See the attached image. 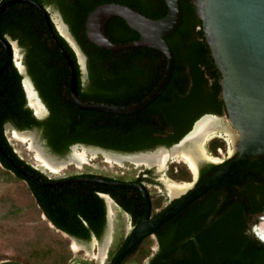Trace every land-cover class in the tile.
I'll list each match as a JSON object with an SVG mask.
<instances>
[{"label": "trees", "instance_id": "obj_1", "mask_svg": "<svg viewBox=\"0 0 264 264\" xmlns=\"http://www.w3.org/2000/svg\"><path fill=\"white\" fill-rule=\"evenodd\" d=\"M69 1L68 4L62 0L53 2L86 57L84 84L74 51L53 27L52 31L74 64L79 97L86 103L116 106L143 101L164 74V55L148 48H128L115 53L98 48L86 38L85 21L94 8L107 3L125 5L149 19H160L168 11L164 0ZM180 1L181 23L167 38L174 55L171 78L151 104L127 116L77 107L69 93L68 66L35 6L16 2L0 15V36L12 28L14 37L21 36L28 48V75L49 111L48 116L39 121L23 107L22 76L11 61L0 74V164L26 182L41 212L57 229L78 240H88L92 234L97 238L102 235L106 223V205L100 196L103 194H109L136 226L145 207L140 192L93 182L41 185L56 179L18 157L6 139L4 125L12 123L18 129H37L47 149L60 157L68 155L73 144L134 154L178 143L189 131L199 109L206 106L224 109L218 84L220 75L192 0ZM106 36L115 44L139 38L138 33L118 17L107 22ZM6 60L7 55L0 45V68ZM221 145L214 143L213 151ZM81 177L118 181L99 176ZM234 184L233 178L224 179L156 229L153 233L158 250L148 264H264L263 252L244 234V213L238 206ZM141 243L142 240L125 255L121 264L136 253Z\"/></svg>", "mask_w": 264, "mask_h": 264}, {"label": "water", "instance_id": "obj_2", "mask_svg": "<svg viewBox=\"0 0 264 264\" xmlns=\"http://www.w3.org/2000/svg\"><path fill=\"white\" fill-rule=\"evenodd\" d=\"M19 1L23 0H11L3 3L0 6V13L10 3ZM164 2L168 11L164 17L156 20L149 19L125 5L115 3L102 4L94 8L86 17V38L89 43L98 48L112 53L128 48H148L164 55L166 68L161 80L143 101L131 106H116L99 102L86 103L79 97L78 76L74 64L57 42L52 27L74 51L76 62L83 75L86 72V57L84 53L79 50L67 27L57 16L51 18L41 6L35 2H29L42 14L47 30L68 66L70 73L69 93L78 108L86 111H100L127 116L143 110L162 93L171 78L174 68V55L167 43V38L178 29L182 18L180 0H164ZM192 4L196 17L201 23L203 37L209 48L215 69L220 75L218 84L226 118L231 128L238 135L235 144L237 153L235 159L220 167L212 176L180 197L156 217L151 216L150 194L147 187L141 183L109 182L99 178L91 179L81 176H68L56 179L51 183H41V185L47 186H60L72 182H93L111 187L132 188L140 192L145 206L143 216L116 254L112 264H121L124 256L136 244L145 237L152 236L156 229L208 190L232 175L243 163L254 158H264V0H192ZM115 17L124 20L130 30L138 33L139 38L124 44L112 43L106 36V24ZM57 25L62 27L65 36L61 34ZM0 44L7 55L6 62L0 68L1 74L5 67L11 61H14V48L12 49L9 43L1 36ZM71 45L78 47L77 52ZM16 68L19 72H22V66L21 69L17 66ZM24 82L29 85L34 97L40 103L27 77L23 80V86ZM35 117L39 119L40 115L37 116L35 114ZM188 137L183 138L172 149L176 147L179 149L187 142H194L187 140ZM38 141L43 151L44 148L47 150L44 142ZM78 148L87 152L101 151L106 154L103 149H86L73 145L69 154L64 158H68L72 151ZM158 152L160 150L128 155L125 159ZM72 240L77 241L76 239ZM148 263L149 260L147 261Z\"/></svg>", "mask_w": 264, "mask_h": 264}, {"label": "rangeland", "instance_id": "obj_3", "mask_svg": "<svg viewBox=\"0 0 264 264\" xmlns=\"http://www.w3.org/2000/svg\"><path fill=\"white\" fill-rule=\"evenodd\" d=\"M52 8L58 12L56 7L53 6ZM62 23L65 24L64 20H62ZM71 46L77 52L79 45L78 47L75 45ZM79 50L82 51L80 47ZM82 79L84 84V75ZM220 125L223 131L229 134L231 126L228 120L224 119ZM11 130L12 128L6 126L5 136L14 152L21 160L43 172L48 177L58 179L73 174L94 173L101 175L99 177L112 178L121 182H131L137 177H143L145 179L144 184L151 197L152 214L158 213L168 205L172 198L178 197L184 192L176 193L172 191L170 187L173 184L185 181L188 185V181L191 179L190 171L183 163L185 160L182 156H196L195 154L199 153L202 156L209 157L208 151L210 150L207 148V144H210L214 140L205 141L206 143H203L201 147L196 142H190L179 149L176 148L174 159L169 158L166 166L161 168L154 165L144 167L145 165H136L124 160L120 165H117L114 161L106 162L105 156L99 153L89 154L88 152H85L87 162L85 161L84 164L78 166L75 163L68 162V158L71 155L68 158L62 159L51 153L48 149L45 150L44 148V152L40 149L42 154L47 155L51 160L67 163L59 173L53 175L38 166L33 160L34 155L26 151V147L23 144L11 139ZM28 133L34 135L37 141H41V136L36 130L28 131ZM225 138L227 141L230 140L228 137ZM232 140L235 141V139ZM223 147L226 149L224 142L221 145V148ZM213 156L216 155L213 154ZM170 161H173V163H170ZM174 167H178L181 171L180 174L186 175L183 176L184 178L190 177L187 180H181V176L176 178L173 173ZM181 186L176 184V187L179 189L182 188ZM110 208L111 213L107 207V211L110 214H108L107 225L102 237L98 240L92 238L85 242L76 241L75 244L79 248L74 250L71 244L74 243L73 240L56 229L41 212L26 182L17 178L0 164V263L109 264L134 229L129 214L124 212L115 203H112ZM157 248L158 244L155 237L147 236L142 240L136 253L127 258L125 264H147V261L157 251ZM103 251L106 258H98Z\"/></svg>", "mask_w": 264, "mask_h": 264}, {"label": "flooded vegetation", "instance_id": "obj_4", "mask_svg": "<svg viewBox=\"0 0 264 264\" xmlns=\"http://www.w3.org/2000/svg\"><path fill=\"white\" fill-rule=\"evenodd\" d=\"M8 1H11V0H0V6L3 3L8 2ZM30 1L35 2L36 4L41 6L48 13V15L51 18H53V16H57L61 21L63 20V15L60 13V11L58 9H57L58 12L54 11L52 8L53 6L55 7V4L53 2L55 0H23V1H19V3L20 4H23V3L29 4ZM62 2L64 4H68L70 1L69 0H62ZM14 3H16V2H14ZM11 4H13V3H10L8 6H6L2 10L0 15ZM35 11L43 19L42 14L39 12V10L36 7H35ZM64 25L67 27L68 32L73 37V35L70 32L69 27L66 25V23ZM4 32L5 33L3 35V39H5L9 43V45L11 46L12 49L14 47L16 48L17 53H18V57H19V65L22 66V68H23L22 72L18 71L22 76L21 86L23 89L24 99H25V101L23 103V107L29 109L31 111L33 117L36 120H39V121L44 120L48 116L49 111H48V108L45 105V103L42 101V99L39 95V92L37 91L33 81L31 80V78L28 75V68H27V64H26V57H27L28 48L26 47L21 36L14 37L15 31L12 28H8ZM73 39H74V37H73ZM1 47L5 51V49L3 48L2 45H1ZM12 62L16 68L15 61H12ZM25 77H27L28 80L30 81V83L32 84V86H33V88H34V90L38 96V99L40 100V103L38 102L39 105L41 106V114H38V115H40L39 119L35 117L36 113L33 110V108L31 107L29 99L26 95V91H25V88L23 86V80ZM82 81H83V79H82ZM208 84L209 85L211 84V80H210V83H208ZM36 101H37V99H36ZM206 107L199 109L197 111L198 112L197 117L193 120L189 131L183 136V138L191 135L190 137H188L187 140L194 141V142L198 143V145L200 147L203 145V143L209 142V141L214 139L213 141L210 142V144H207V148L210 150V151H208L209 157L202 156V154H199L198 152H197L198 154H195L196 156H194V155L189 156L193 160V163L195 165L194 166L195 173H193L191 171V169L187 163L183 162L188 167V169L190 171L191 179L188 181V185L185 181H182V183H175L178 185L185 186V188L183 190L184 192L182 194H180L178 197L172 198L169 201L168 205H166L158 213L152 214V210H151V216L152 217L158 216L161 212H163L167 207H169L171 204H173L175 201H177L180 197L187 194L194 187L201 184L200 183L201 180H203L206 177L212 176L220 167L227 164L228 162L235 159V157H236L237 153L235 150V144H236V141L238 138L237 132L231 128L229 131V134H226L225 131H223L222 126L220 125L221 122L224 121V119H227L225 110L224 109H223V111L218 110L214 106H208L207 108ZM223 107H224V105H223ZM6 126L12 128L10 133L13 132L14 130H16V132L19 131V133L21 131H24L22 133H28V131H31V130L37 131V129H35V128H33V129H18L12 123H6L4 125V133H5ZM225 137H228L230 140L227 141ZM232 139H235V141H233ZM223 142L226 144V149H225V147L221 148V146H220V147L215 148V151H213L212 146L214 145V143H221L222 144ZM178 143H175V144L171 145L170 147L159 146L153 150L143 151V152H139V153H144V152L146 153V152H150V151H154V150H160L162 152L167 151V153H171V150L173 151L172 147L174 145H177ZM189 143L190 142H187L185 145H188ZM73 145L81 146V147H84L86 149H88V148H94L95 150L96 149H100V150L103 149V148L94 147L91 145H83V144H73ZM73 145H71V147ZM231 146H232V150H231ZM176 148H174V150H176ZM78 149H80V148H78ZM103 150H105L106 154L102 153L101 151H96L95 153L96 154L99 153L103 156L108 155L111 157H116V158H121V159H125V157H127L128 155L139 154V153L125 154V153L115 152L112 150H106V149H103ZM213 154H215L216 156H213ZM185 156H188V155H185ZM64 157L65 156H63L61 158H64ZM169 158H173V157L169 156L168 159ZM168 159L165 162L164 167L166 166ZM124 161H127V160H124ZM170 163H173V161H170ZM154 166H156V165H154ZM144 167H146V166H144ZM159 168H161V167H159ZM167 170H168V167H167ZM173 173H174V176H186V175L180 174L181 171L178 169V167L173 168ZM87 175H89V176H101V175H96L94 173H79V174H73V175H68V176L71 177V176H87ZM229 177L233 178V180L235 181L234 187H235V190L237 192L236 198H237L238 203H240V204H238V206L242 209V212L244 213V216H243L244 226H245L244 234L247 236L248 239H250L252 242H254V244L256 245V248L261 250L263 252V256H264V158H254V159H251V160L243 163ZM140 178H141V181H139ZM52 179H54V178H52ZM55 179H57V178H55ZM58 179H61V178H58ZM131 182L132 183H141V184L145 185L144 184L145 179L143 177H137L135 180H132ZM180 192L181 191H179L178 193H180ZM105 195H107L109 198ZM103 196L105 199L102 196H101V198H103L105 205L107 202V205H106V223H105V227H106L108 214L111 213L110 206L112 203H115V201L113 200V198L109 194H103ZM107 206H108L110 213L107 211ZM151 207H152V202H151ZM49 222H51V221L49 220ZM105 227H104V230H105ZM59 231H61V230H59ZM61 232H63V231H61ZM63 233H65V232H63ZM65 234L71 239H76L75 237L70 236L67 233H65ZM102 235H103V233H102ZM102 235L99 238H97L95 235L92 234L88 240H78V239H76V240L80 241V242L81 241L82 242L89 241L92 238H95L98 240L102 237ZM152 236L155 237L156 242H157L156 235L153 233ZM157 250H158V248H157ZM106 252H107V250H106ZM105 258H106V256H105Z\"/></svg>", "mask_w": 264, "mask_h": 264}, {"label": "bare ground", "instance_id": "obj_5", "mask_svg": "<svg viewBox=\"0 0 264 264\" xmlns=\"http://www.w3.org/2000/svg\"><path fill=\"white\" fill-rule=\"evenodd\" d=\"M57 27H58L59 31L61 32V34H63L65 36V33L62 30V27L59 25H57ZM18 58L19 57H18L17 50L14 47V61H15L16 66L19 69H21V66L19 65ZM24 88L26 91V95L29 99L30 105L33 108V110L35 111L36 115L38 116V114H41V106L39 105L38 101H36V99L34 98L33 92L26 82L24 83ZM10 137L13 141H16L20 144H23L26 147L25 148L26 151H28L32 155H34L33 160L38 164V166L45 169L50 174L55 175V174L59 173L60 170L63 169L64 166L67 164L66 162H55V161L51 160L50 158H48L47 155L42 154L40 149L43 150V148L38 143L36 137L34 135H32L31 133H22V132L19 133L18 131L16 132V130H14L13 132L10 133ZM74 150H80V151H74ZM74 150L72 151L71 156L68 158V162L75 163L78 166L80 164H84L85 161L87 160V156L85 153L87 151L82 150V149H74ZM88 153L89 154L90 153L95 154V152H88ZM175 155H176V150L173 149V151L171 150V153H167V151L166 152L160 151L156 154L139 156V157H135V158L121 159V158L111 157L108 155H105V158H106V162L114 161V163H116L117 165H120L122 160H127V161H130L131 163H134L136 165L141 164V165H145L147 167L152 166V165H156L159 168V167L164 166V164L167 161L169 156L175 157ZM182 157L185 160V162L188 164V166L190 167L191 171L193 173H195V168H194L195 165L193 163V160L189 156L183 155ZM181 187L182 188L179 189L178 187H176V184H173L170 188L172 191L178 193L179 191H183L185 188V186H181ZM101 196L104 198L103 195H101ZM105 196H107V195H105ZM106 204H107V202H106ZM73 242L74 243H71L72 248L74 250H77L79 247L75 244L76 241H73ZM103 257H105L104 251L99 255L98 258L103 259Z\"/></svg>", "mask_w": 264, "mask_h": 264}]
</instances>
